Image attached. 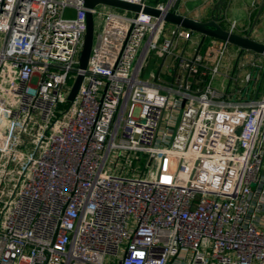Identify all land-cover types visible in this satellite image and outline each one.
<instances>
[{"label": "built area", "instance_id": "built-area-1", "mask_svg": "<svg viewBox=\"0 0 264 264\" xmlns=\"http://www.w3.org/2000/svg\"><path fill=\"white\" fill-rule=\"evenodd\" d=\"M201 38L143 9L0 0V264H264V56L230 77L239 49Z\"/></svg>", "mask_w": 264, "mask_h": 264}, {"label": "water", "instance_id": "water-1", "mask_svg": "<svg viewBox=\"0 0 264 264\" xmlns=\"http://www.w3.org/2000/svg\"><path fill=\"white\" fill-rule=\"evenodd\" d=\"M227 0H218L215 6L217 11H221L226 4ZM85 6L88 9H92L99 4H105L117 9L128 10L133 12H139L143 9V12L153 15L155 17H163L166 22L176 27H182L185 29H189L193 32L199 33L201 38V44L205 41L206 38H215L221 41L229 42L239 49V54L237 60L235 62V68L237 63L243 54L244 51H252L257 54L264 56V42L257 40L252 37V31H250L246 36L231 32L228 29L224 28L222 24L219 22V17L214 15L209 20H199L192 17H189L184 14L177 13L175 10L162 12L157 8L145 6L144 8L139 4H132L129 2L121 1V0H84ZM264 9V0L259 7L257 15L254 19L252 29L257 23L258 18L260 17L262 11ZM95 39V21L94 16L90 10L87 11V29L84 38V45L80 55V68L86 69L88 65V61L93 49ZM234 71L232 72L234 74ZM83 75H79L73 84V89L69 96L70 100H73L78 92L80 84L82 82Z\"/></svg>", "mask_w": 264, "mask_h": 264}, {"label": "crops", "instance_id": "crops-1", "mask_svg": "<svg viewBox=\"0 0 264 264\" xmlns=\"http://www.w3.org/2000/svg\"><path fill=\"white\" fill-rule=\"evenodd\" d=\"M217 1L218 0H181L179 4V10L181 14H186L189 17L199 20H209L214 15L219 16L220 14L221 16L225 14L227 18L226 20L229 22L236 20L245 24L248 23L253 25L254 19L256 17L255 15H257L256 12H258L259 7L263 2V0H227L223 9L221 11H217L215 9ZM257 21H258L257 22L258 25H256L257 24L256 23L253 29L251 27L250 31L253 30L251 33L253 37L257 38V40L264 42V33L260 31L261 29L259 26L264 24V9ZM229 22L227 23V26H229L228 25ZM179 46H180L179 50H181V52L183 51V49H186L187 52H193V48H191L190 45L187 44V42L184 40L180 41ZM237 57L238 55H236L230 60V68H231L230 77L236 74L237 72V66L234 71ZM171 60L172 59L169 58L167 61H171ZM160 63L159 66H161ZM159 70L164 71L165 70L164 66L159 67L158 71ZM233 71L234 74L232 73ZM230 77H226L225 79L221 78V80L217 79L216 86L220 90L225 91L226 89L229 88V85L231 84ZM218 84H220V86Z\"/></svg>", "mask_w": 264, "mask_h": 264}, {"label": "rangeland", "instance_id": "rangeland-1", "mask_svg": "<svg viewBox=\"0 0 264 264\" xmlns=\"http://www.w3.org/2000/svg\"><path fill=\"white\" fill-rule=\"evenodd\" d=\"M257 14V12H256ZM256 16V15H255ZM258 22V21H257ZM258 25V23L256 24ZM170 27V25H168ZM260 26V31H262V33H264V24L263 25H259ZM99 31V27L98 25L96 26L95 28V38H96V35H97V32ZM180 47V46H179ZM159 69V64H158V57L155 53L152 54V56L149 57L148 61H147V64H146V68H145V77H149L151 75V72L155 71L157 72ZM220 86V84H218ZM253 85L254 83H251L249 85L250 89L253 88ZM261 91H263L264 89V80L262 82V85H261Z\"/></svg>", "mask_w": 264, "mask_h": 264}, {"label": "trees", "instance_id": "trees-1", "mask_svg": "<svg viewBox=\"0 0 264 264\" xmlns=\"http://www.w3.org/2000/svg\"><path fill=\"white\" fill-rule=\"evenodd\" d=\"M221 24H222V26H223L224 28L227 27V24H226L224 21H222ZM208 39H209V38H206L205 41L203 42V44H202V46H201V48H200L201 51H204V50L206 49V45H207ZM158 62H159V61H158ZM232 84H233V83H231V85H232Z\"/></svg>", "mask_w": 264, "mask_h": 264}]
</instances>
